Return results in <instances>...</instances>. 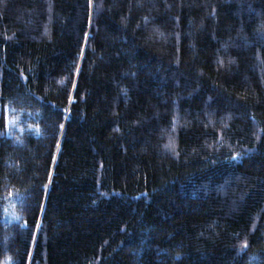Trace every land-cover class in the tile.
<instances>
[{
  "label": "trees",
  "instance_id": "1",
  "mask_svg": "<svg viewBox=\"0 0 264 264\" xmlns=\"http://www.w3.org/2000/svg\"><path fill=\"white\" fill-rule=\"evenodd\" d=\"M0 264H264V0H0Z\"/></svg>",
  "mask_w": 264,
  "mask_h": 264
}]
</instances>
